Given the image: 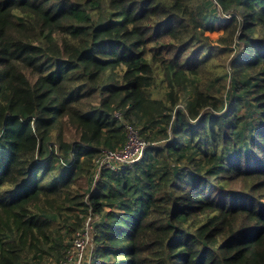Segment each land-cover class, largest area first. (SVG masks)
Returning a JSON list of instances; mask_svg holds the SVG:
<instances>
[{
	"label": "trees",
	"instance_id": "16d2710c",
	"mask_svg": "<svg viewBox=\"0 0 264 264\" xmlns=\"http://www.w3.org/2000/svg\"><path fill=\"white\" fill-rule=\"evenodd\" d=\"M89 214L88 264H264V0H0V264Z\"/></svg>",
	"mask_w": 264,
	"mask_h": 264
},
{
	"label": "built area",
	"instance_id": "2783aa9c",
	"mask_svg": "<svg viewBox=\"0 0 264 264\" xmlns=\"http://www.w3.org/2000/svg\"><path fill=\"white\" fill-rule=\"evenodd\" d=\"M129 136H131V138ZM130 148L135 149L134 157L129 160H124L120 154L127 153ZM145 148L146 144L138 138L137 134L133 130L127 128V141L123 148L117 152H104L103 158L99 162V166L115 169L122 164L132 163L139 159ZM92 220L93 218L89 214L82 229L74 233L70 251L68 252L66 258L60 262V264H84L85 259L89 261L90 256L88 258L87 255L88 251L92 249V239L89 233Z\"/></svg>",
	"mask_w": 264,
	"mask_h": 264
},
{
	"label": "rangeland",
	"instance_id": "374dc122",
	"mask_svg": "<svg viewBox=\"0 0 264 264\" xmlns=\"http://www.w3.org/2000/svg\"><path fill=\"white\" fill-rule=\"evenodd\" d=\"M209 35V37L211 38V39H216V38H218L219 36H221V35H223V32L222 31H219V32H214V33H209L208 34ZM130 138H131V136H129ZM135 149H133V148H130V150L129 151H127V153H121L120 154V156L124 159V160H129V159H131V158H133L134 157V154H135ZM90 252H91V250H89L88 251V258H89V256H90ZM86 256V257H87ZM88 260L87 259H85V262H84V264H88Z\"/></svg>",
	"mask_w": 264,
	"mask_h": 264
}]
</instances>
